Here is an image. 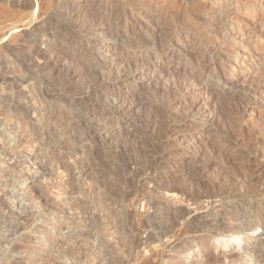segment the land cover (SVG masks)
Returning a JSON list of instances; mask_svg holds the SVG:
<instances>
[{"label": "rangeland", "instance_id": "1", "mask_svg": "<svg viewBox=\"0 0 264 264\" xmlns=\"http://www.w3.org/2000/svg\"><path fill=\"white\" fill-rule=\"evenodd\" d=\"M42 1L49 2L52 6L45 13H38L32 9L34 13L31 14L22 6H10L3 3L6 2L5 0H0V33L5 27L16 26L10 31L13 38L8 39V35L0 40V54L4 59L0 68L4 66L6 77L16 76L12 81L0 82V125L6 128L5 133L3 132L0 136V264H180L183 261L191 263L212 250L216 253L231 254L251 249L252 245L248 248L249 246L245 243H253L255 238L262 242L260 245L255 243L252 246L254 251L256 249L264 252V230L261 228H254L246 234L229 232L226 235H214V233L204 232H181L178 230L179 222H176L177 225L170 224L171 217H167L166 213L158 212L157 214L155 211L159 205L156 202L158 199L160 202L166 200L170 204L186 207L183 218H191L200 213L191 201L186 203L187 199L184 197L180 199L177 196L164 195L158 189L159 184H161L159 186L178 185L177 182L183 177L181 171L185 173L191 170L194 174L193 181L187 184L188 194H192L193 198H196L199 192L201 193V184L204 183L207 187L215 184L216 188L226 190L232 186L233 177L236 178L239 173L245 171L242 168L241 172L237 170L238 168L235 169V165H240V162L244 160L241 154H239L240 157L236 155L230 158L229 163L228 161L213 162L203 175H201L202 171L192 169L190 166H192L191 158L195 154L204 155L202 162L207 160L210 156L207 151L208 143L210 144L212 139L217 140L221 129L234 128L240 123L236 106L246 102L242 89L255 79V71L249 70L259 62L258 59L253 60L252 56L247 54L246 35L230 38L228 42L230 44L223 51L224 56L230 59V64L224 66L225 71L234 85L227 84L226 87H219L221 94L210 110L213 113L208 120L210 124L207 122L206 127L195 133L186 132L181 142L178 141L179 144L174 141L173 147L176 154L174 153L173 158L171 157L164 164L167 167L156 165L152 168V172L161 173L160 176H162L152 180L148 176L150 172L148 166L154 163L157 160L155 158H158L161 153V147L157 143L159 135L155 137L158 129L154 132L147 130L130 118L123 124L124 129L121 135L124 140L114 152L103 147L99 138H94L95 140L88 138L86 142L88 140L91 142L87 143L81 141V136L85 137L84 133L86 134L89 130L88 127L75 128L74 135L70 134L73 126L67 127L68 123H66L65 126L63 125L64 128L62 127L64 132L68 131L64 137L59 135L60 131L54 130V132L53 129H49L51 123L57 118L73 117V120L84 118V115L80 117L79 106L71 103L72 96L79 87L80 78H70L64 82L67 63L62 62L58 66L55 65L53 69L50 66L43 71H36L33 64L28 59H24L30 55L32 58L38 50L37 45H31L30 42H39L42 31L48 27L47 38L63 44V50H66L69 55L72 47L66 41L68 37L79 42L91 40L97 44L103 40L102 32L105 28L100 29L101 31H97L93 36L79 35L78 25L82 20L78 14L85 9L86 0H59L58 7L54 6V0ZM113 1L95 0V2ZM146 1L148 2L143 0V2ZM199 1L212 2V10L227 4L228 13L236 14L249 30L259 33L264 31V0ZM115 2H128V0H115ZM68 5L70 7L66 8L65 6ZM68 9H71V16L67 12ZM136 18L144 20L141 15ZM236 25L231 23L228 28L235 29ZM96 44L92 45L93 49L89 58L92 61H101L102 57L97 53ZM9 48H13V55H7ZM127 52L130 56H135L130 50H123L124 54ZM75 53L76 51L73 55ZM13 59L20 61L22 59V63L19 61L20 65L16 70H9V62ZM109 61L106 59L105 63L109 64ZM136 62V60L132 62L133 67H138L141 63ZM177 77V74L165 75L160 81L161 84L159 83V88L155 89V74L145 70L136 79L128 78L120 89L129 99L131 97V99L144 100L152 104H163L175 94V97H181L180 90H174V92L170 90ZM18 89L26 92L25 97L21 95L18 99L15 95ZM30 95L36 97L32 98ZM99 96L96 99L102 104L104 97ZM200 96L202 93L199 90L194 91L182 102L176 104L175 108L182 110ZM35 98L43 99L50 104L51 111L54 112V116H46L35 122L39 125L38 128L41 125L44 126V128L41 126L42 131L39 129V132L28 129L25 123L31 120L25 115L20 117L14 108L15 104L20 103L24 111L28 112L32 105H37L34 102ZM252 100L255 102L254 105L244 116V122L240 123L244 125L245 140L241 141L242 146L247 144V139L259 130L264 121V93ZM86 105L89 107L90 103ZM141 109L136 112V116L146 111V108ZM197 109L194 112L196 118L200 114ZM126 131L138 134V140H136L137 144L136 141H132L130 147L124 148L128 133ZM17 138H20L19 145L12 147V141ZM260 147L264 148V144ZM74 153L78 154L77 157ZM83 159L86 161L84 162ZM87 162L90 165V171L88 170L86 174L89 179L78 172ZM224 163L229 164V169ZM73 169H77L78 173ZM218 172L225 173V176L221 175V180L214 179L216 174L218 176ZM244 174L247 175V172L245 171ZM84 177L87 181L83 179ZM260 180L262 176L254 178L253 182L251 181L254 186L250 185L251 188L255 187ZM211 182L214 183L210 184ZM214 200L210 207L216 208L219 219L230 222L234 214L226 212L225 201ZM154 202L156 205H153ZM201 238L204 239L203 247H196L195 241ZM214 245H217L215 250ZM254 251H250V254ZM226 261L227 259L223 256L221 262ZM245 262L252 264L251 258Z\"/></svg>", "mask_w": 264, "mask_h": 264}, {"label": "bare ground", "instance_id": "2", "mask_svg": "<svg viewBox=\"0 0 264 264\" xmlns=\"http://www.w3.org/2000/svg\"><path fill=\"white\" fill-rule=\"evenodd\" d=\"M5 1L6 2L3 3L9 4L10 6H22L29 10L31 14L34 13L35 10L38 11V13H45L46 10L52 6L49 2H41V0L40 2L39 0ZM58 1L59 0H54L55 7H58ZM85 4L83 12L78 14V17L81 16L80 20H82V22H80L81 24L78 25V33L81 36H93L97 31L105 28L102 32L103 40L96 44V42H91V40L79 42L74 38L68 37L66 41L72 47L71 54L68 55L67 51L62 48L63 44H59L47 38V31L49 28L46 27L41 33L42 38L39 42H30L31 45L35 44L37 45L36 47H38L37 52L34 53L35 56L32 55V58H30L31 55L27 58L23 57L24 59H28L38 72L50 66L53 69L55 65L58 66L61 62L67 63V65H65L66 75L63 77L64 82H67L70 78H80L79 87L72 96L71 103L76 104L77 107L79 106L78 112L81 114L80 117L84 115V118L79 120H73V117L67 119L57 118L58 120L56 119L52 123L49 122L51 123L49 129L51 128L56 132L60 131L58 133L63 137L64 134L68 133V131L64 132L62 129L64 124L68 123L67 127L73 126L70 130V134L73 133L74 135L75 128L80 129L85 126L88 127L89 130H87L86 134L84 133L85 137L81 136V141L86 142L88 138H99L102 141H100V143L103 144V147L110 149V152H114L116 151V147H119L118 145L124 140L121 135L124 129L123 124L130 118L134 119V121L136 120L147 130H152L154 132L158 129V134L155 135V137L159 135L157 143L159 147H161V153L158 151V147L157 151L160 155L158 158H155L157 159L156 161L153 160L154 163L148 166L150 172L147 173L152 180L162 178V176H160L161 173L152 172V168L156 167V165L157 167L160 165L167 167L164 164L174 153L176 154L173 142H181L184 134L188 131L195 133L199 129L206 127L208 120L213 114L212 111H210L212 110V105L221 94L219 87L233 84L227 76L224 67L230 64V59L224 56L223 51L225 47L230 44H228L230 38L232 39L236 36L246 35V38H248L246 44L247 54L252 56L253 60H259L258 64L253 68L251 67L249 70L255 71L256 77L254 76L255 73L253 74L255 79H252V81L242 89L246 102L242 99L244 103L241 102V106H236L238 113L237 117H239L240 123L245 119L244 116L248 114L250 108L254 105L255 102L252 99L264 93V31L259 33L249 30L244 23H241L236 14L228 13L227 4H223L220 8L215 10H212V2H203L199 0H148V2H143V0H128V2H115V0L113 2H95V0H86ZM65 7L67 8L70 6L68 5ZM32 9H34L33 12ZM67 12L71 16V9H68ZM140 15L143 16V21L137 20L136 17ZM231 23L237 24L235 29L228 28V25ZM15 27V25H12L2 29L0 40H3L8 35V39L13 38L14 36H12L10 31ZM252 32L253 34L251 36ZM93 44L97 45L96 49L97 53L102 57L101 61H92L89 58L93 49ZM123 50H130L135 56H130L128 52L124 54ZM74 51H76L75 55H73ZM7 52V55H13V48H9ZM106 59L110 60L109 64L105 63ZM1 60H3V62ZM134 60L141 62L138 67L132 66ZM19 61L20 60L14 59L12 62L10 61L8 69L16 70L22 59L20 62ZM2 63H4V59H2L0 54V65H3ZM3 67L0 68V82L2 80H14L16 76L14 78L5 76L6 71ZM61 69H63V67ZM145 70H149L155 74V89L159 88V83L163 80L165 75L177 74L178 77L174 79L173 85L169 88L171 92L180 90V92H182L180 93L181 97H175V94V96L173 95L171 99L167 100L166 103L163 102V104H152L144 100L131 99V97L129 99V97L121 91V85L130 77L136 79V77ZM198 90L202 93V96L197 99L195 98L193 103L182 110L175 108V105L182 102L188 94ZM15 93L19 99L21 95L25 97L24 93L26 92L18 89ZM31 96L32 95H30V97ZM98 96L104 97V102L102 104H100V102L98 103L96 99ZM34 97L36 96H32V98ZM34 102L38 106L32 105L31 110L28 112L24 111L23 105L20 103L15 104L14 108L17 110L20 117H24L25 115L31 120L29 121L30 125L27 122L25 123L28 129L31 131L37 130V132H39L41 126L43 128L44 126L41 125L40 128H38L39 125L36 124L38 119L45 118L46 116H54V112L51 111L52 107L50 108V104L43 99L35 98ZM87 103H90L89 107H87ZM197 107L200 114L197 112L199 115L197 114L198 117L196 118L194 112H196L195 109H197ZM141 108H144V110L146 108V111L136 116V112ZM240 123L237 126L235 125L234 128L221 129L218 136L219 138L217 137V140L212 139V141L210 140V144L208 143L209 148L207 151L210 156H208L207 160L202 162L204 155L195 154L191 158L192 166L190 167L202 171L201 175H203L213 162L228 161L229 163L230 158L232 159L234 156L236 157V155L239 156V154H241L244 160L240 162V165H235V169L238 168L237 170H240V172L243 169L247 172V175L244 174V171L241 172V174L243 173L242 175L239 173L236 178L233 177L234 181H231L233 182V184L231 183L232 186H230V184V187L226 190L216 188V185L212 184L214 182H211L210 184L212 185H208V187L206 184L203 183V185L200 183L201 193L199 192V195L197 197L195 196L196 198H193L192 194H188L187 191V184L193 181L194 175L190 169V171H186L185 173L181 171L183 174L181 181L177 182L178 180H175L178 185L168 184L169 186H159L161 184H157L159 191L164 193V195H173L180 197V199L184 197L187 199L186 203L191 201V204H194L199 210L200 213L198 215L191 218H183L182 216L186 211V207L170 204L165 199V202H160L158 199L156 200L159 204L156 209L154 208L157 214H159L158 212L166 213L167 217L169 216L172 218L170 224L177 225L176 222H179L178 230L181 232H204L214 233V235H226L229 232H244L246 234L254 228H261L264 230V148L260 147L264 144V121L259 130L255 131L256 133L254 132L251 138H248L249 140L247 139V144H244L245 146L241 145V141L245 140V137L243 132L244 125ZM4 130H6V128L0 125V136L3 135V132L5 133ZM130 130L131 129H129V131ZM137 138L138 134L128 132L125 138L126 140L124 141V148L130 147L132 144L131 142L138 140ZM12 142V145L10 144L12 147L13 145H19L20 138ZM81 143L83 144V142ZM88 147L92 146L88 145ZM91 152L93 153V151ZM77 155L78 154H76V157ZM85 161L86 160H84V162ZM88 164L89 162L78 170L79 174H88L87 172L90 166ZM224 164H226V167L229 169V164ZM85 167H87V169ZM235 169L232 170L235 171ZM76 170L74 171L77 172ZM197 172L199 174V171ZM222 173L223 172H218V176L216 174L217 177L215 176L214 179H220L221 175L225 174ZM198 176H200V174ZM259 176H262V180L258 181L255 187L251 188L250 185L254 186L251 181ZM85 177L83 179H86ZM87 177V179H89V176ZM91 179L92 178H90V180ZM156 182H158V180ZM98 184L99 183H97V185ZM190 190L191 188L189 191ZM214 199L217 201H225L226 212L234 214V218H231L232 220L230 222L219 219L216 208H212L213 206L210 207L212 201L215 202ZM153 205H156V203ZM203 242V238L198 239L195 241V246L201 248L203 247ZM261 242L260 239L255 238L253 243L245 244L250 248L251 245L253 246L255 243V245H257V243L260 245ZM216 246L217 245L213 246L214 250ZM252 246L251 249L231 254H223L222 252L216 253L212 250L201 259L191 263H185L183 261L180 262V264H248L250 262H245L248 258H251L252 264H264V252L257 251L256 249L254 251ZM250 251H254L253 254H250ZM223 256L227 259L225 263L221 262Z\"/></svg>", "mask_w": 264, "mask_h": 264}]
</instances>
